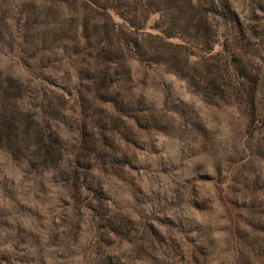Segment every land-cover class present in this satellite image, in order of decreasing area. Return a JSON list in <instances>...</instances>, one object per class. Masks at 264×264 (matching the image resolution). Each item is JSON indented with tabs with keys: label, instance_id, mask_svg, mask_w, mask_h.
Here are the masks:
<instances>
[{
	"label": "rangeland",
	"instance_id": "1",
	"mask_svg": "<svg viewBox=\"0 0 264 264\" xmlns=\"http://www.w3.org/2000/svg\"><path fill=\"white\" fill-rule=\"evenodd\" d=\"M93 1L181 27L200 0ZM207 12L201 61L190 30L172 54L84 0H0V264H264V0Z\"/></svg>",
	"mask_w": 264,
	"mask_h": 264
},
{
	"label": "trees",
	"instance_id": "2",
	"mask_svg": "<svg viewBox=\"0 0 264 264\" xmlns=\"http://www.w3.org/2000/svg\"><path fill=\"white\" fill-rule=\"evenodd\" d=\"M56 2H66L67 0H53ZM84 2L91 8L98 10L101 12L102 15L106 16L110 19V15L108 14L109 11H113L114 14L121 20L123 26L131 30L133 32H138L144 34L145 37L149 39L156 40L163 48H169L173 53H178L182 55H186V51H189V47L195 48L196 51L192 52L190 56L195 57L199 60H204L206 58H210L212 56L213 48L217 44V42H212L209 46V42L206 37L203 35V30L206 27V19H207V4L209 0H200L195 2L194 5L191 4V0H188L190 3L189 7L192 5L191 14L188 16L187 20L183 26H178V18L173 17L169 20L166 25H159L156 21H153L152 24L148 25V18L150 15H154L156 12L151 10L150 6L148 5L144 17H137L134 18L131 15L136 14V4L132 7H127L123 12H118L115 9H109L105 4H99L93 0H84ZM136 3V2H135ZM134 4V3H133ZM142 7V6H141ZM169 6L164 5L162 10H166ZM170 15H172L174 7L170 5ZM178 13V10H177ZM190 30L193 33L191 37V42L189 43L190 46L186 45L185 41V34ZM200 37V39H199ZM176 40L179 43H174L173 41ZM223 46V45H221ZM187 49V50H186ZM175 57V56H174ZM172 57V58H174ZM175 62V61H174ZM171 62H168L167 65H170ZM235 70L238 71L237 65H235ZM213 75L216 77L218 76L216 71L213 72ZM257 77L253 76L251 78V93L252 95L255 94V85L257 82ZM213 88H218L216 81H210L209 83ZM251 95V96H252Z\"/></svg>",
	"mask_w": 264,
	"mask_h": 264
}]
</instances>
